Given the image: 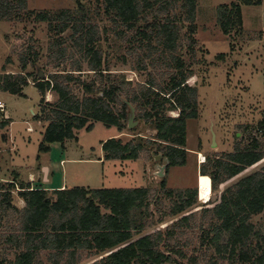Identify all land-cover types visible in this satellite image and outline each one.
I'll use <instances>...</instances> for the list:
<instances>
[{
	"label": "trees",
	"instance_id": "16d2710c",
	"mask_svg": "<svg viewBox=\"0 0 264 264\" xmlns=\"http://www.w3.org/2000/svg\"><path fill=\"white\" fill-rule=\"evenodd\" d=\"M94 3L101 12L97 15L110 20L111 30L120 41L116 46L136 58L134 71L147 72L151 67L157 72L150 74L147 83L133 87L124 76L111 73L100 47L99 25L84 5L78 10L79 16L70 11L34 14L28 12L27 0H0V22L35 15L56 35L52 43V49H57L52 56L54 67L68 61L73 66L33 81L41 95L40 119L47 124L40 152L46 154L53 144L78 140L76 132H91L97 123L115 127L122 134L128 129V117L134 108L137 119L149 125L155 137L127 142L109 139L102 143L104 161H137L153 150L155 156L168 160L167 172L185 167L187 123L199 118V94L187 83L193 73L182 56L196 54L198 0ZM261 5V0H236L219 6L217 23L222 33L229 36L243 29V6ZM68 31L70 36L63 37ZM69 41L70 50L63 47ZM34 58L31 63L36 66ZM224 58V54L217 56V60ZM20 60L24 72L30 64L29 54ZM122 61L127 64L126 55H122ZM86 73L92 74L90 80L85 79ZM156 76H161L160 81ZM1 81L0 91L25 97L27 76L6 74ZM49 93L57 96L55 103L45 102ZM172 112H178V117H172ZM8 125L1 122L0 129ZM259 134L264 135V121L259 123ZM262 160L264 148L255 138L249 144L235 145L233 152L206 158L200 175L210 177L212 192L218 193L221 186ZM16 185L14 181L0 186V247H5L0 264H44L42 256L48 264H83L90 260H95L93 264H264V233L253 223L264 213V168L225 188L215 206L191 214L189 211L198 203V189H168L165 178L160 191L170 202L169 207L161 202V192L156 194L148 188L75 187L50 192L32 189L29 184L20 189L18 195L25 207L18 209L12 195ZM153 205L165 212L158 224L166 218L173 222L164 231L148 234L156 227ZM187 230L198 231L199 256L188 255L193 239L185 237ZM10 254L15 256L13 262L7 260Z\"/></svg>",
	"mask_w": 264,
	"mask_h": 264
},
{
	"label": "rangeland",
	"instance_id": "374dc122",
	"mask_svg": "<svg viewBox=\"0 0 264 264\" xmlns=\"http://www.w3.org/2000/svg\"><path fill=\"white\" fill-rule=\"evenodd\" d=\"M261 1V6H243V29L225 36L217 23V9L236 0H198L196 54L191 57L183 53L182 57L193 73L187 83L198 89L199 118L187 123L189 152L187 166L170 168L164 177L168 189L175 191L198 189V203L189 211L190 214L200 213L203 209L215 206L219 203L221 192L225 188L264 168L262 160L221 186L218 193L212 192L210 177L201 175L197 179V171L201 166L200 159H215L217 156L233 152L235 145L249 144L255 138H258L264 148V135H257L259 123L264 121V0ZM27 3L28 12L34 14L70 11L78 15V10L84 5L91 13L93 22L99 25L102 37L100 47L111 73L124 76L133 87L147 83L150 74L157 73L153 72L151 67L147 72L134 71L137 67L136 58L128 56L126 50L116 46L115 43L120 44V41L111 30L112 24L103 14L97 15L100 10L94 0H27ZM104 30H107L105 34ZM70 34L68 31L63 37L67 38ZM55 39L56 35L49 29L48 24L38 22L35 15L0 22V83L2 84L1 79L6 74L27 76L29 80V86L23 91L25 97L0 91V101L5 104L9 116L8 121L0 117V123L9 124L6 128L0 129V178L7 180L0 181V186L15 181L17 185L12 194L13 204L18 209H23L25 203L18 194L22 187H27L31 183L28 181L29 174L39 175L36 181H33L32 189L50 186L43 181L45 171L42 166H47L55 173V177L60 179L56 181L57 185L66 182L69 188L90 189L145 187L156 194L161 192V202L169 207L170 202L164 197L163 191H160L162 179L158 178L156 173L157 166L162 165V161L160 163L155 161V151H147L143 161H106L105 164L99 162L103 157L102 143L121 137L115 127L107 128L102 123H97L91 132L85 130L76 132L78 140L67 141L64 145L53 144L49 153L40 152L39 146L43 142L47 124L40 119L41 95L33 81L35 78H48L50 73L56 71H69L73 67L70 61L58 68L54 67L55 58L52 56L53 51L56 52L57 49H52V43ZM63 47L70 50L71 42ZM24 54H29L30 64L23 72L20 57ZM222 54L225 58L217 60V56ZM122 55H126L127 64L123 63ZM34 57L37 58L36 66L31 63ZM158 72L162 74L165 70ZM30 74L35 75L30 78ZM84 77L90 80L92 74ZM156 77L160 81L161 76ZM56 101L57 96L54 94L51 97L47 94L45 97V102ZM170 115L178 117V112H172ZM135 121L138 124L132 131L128 129L123 131V140L139 141L155 137L156 132L149 125L137 117ZM63 160L66 161L62 164ZM146 165L149 170L145 168ZM63 179L66 181H62ZM151 209L155 212L156 227L149 230L148 234L164 231L173 221L166 218L163 224H158V219L163 217L165 212L159 205H153ZM253 223L264 233V213L254 218ZM187 231L185 237L193 239L188 255L199 256L196 248L198 231ZM4 248L0 247V262L4 259L5 254L2 253ZM14 258V254H10L7 260L13 262ZM42 258L44 264H48L46 256ZM94 261H86L83 264H93ZM186 262L187 260L184 261Z\"/></svg>",
	"mask_w": 264,
	"mask_h": 264
},
{
	"label": "crops",
	"instance_id": "0c3cea01",
	"mask_svg": "<svg viewBox=\"0 0 264 264\" xmlns=\"http://www.w3.org/2000/svg\"><path fill=\"white\" fill-rule=\"evenodd\" d=\"M50 97L52 96V94L51 93H49L48 94ZM123 133L122 134H120V136L121 137H119L118 139H122L123 140ZM124 142H126L125 140H123ZM104 142H106V141H104ZM188 154H189V152H188V149H187V163H188ZM66 160H63V161H61V163L63 164L64 162H65ZM68 161H71V160H68ZM78 160H75V162H77ZM80 161H83V160H80ZM137 161H143V156H141V158L139 159V160H137ZM99 162L100 163H102V164H105L106 163V161H104V155H103V157H101L100 159H99ZM187 166V165H186ZM185 166V167H186ZM43 167V170H47V173H44V182L45 183H48L50 186H44L43 188H44V190H47V191H50V192H52V191H55V190H63V189H65V188H68V189H70L69 188V186H68V184H66V182H62V184H58L57 185V182L56 181H59L60 179L59 178H57V177H55V173L54 172H52L51 170H50V168H48L47 166H42ZM146 169L148 168V170L150 169L149 167H148V165H146V167H145ZM183 168V167H182ZM39 176V175H38ZM38 176L37 175H34V174H29V183L31 182L32 183V185L31 186H34L33 185V181H36V178H38ZM201 175H200V168L198 169V171H197V179H199V177H200ZM18 179V178H17ZM19 180V179H18ZM0 181H7V180H1V178H0ZM62 181H66L65 179H63ZM30 183V184H31ZM143 188H145V187H143ZM21 201V200H20ZM21 208V207H20Z\"/></svg>",
	"mask_w": 264,
	"mask_h": 264
},
{
	"label": "water",
	"instance_id": "95a60500",
	"mask_svg": "<svg viewBox=\"0 0 264 264\" xmlns=\"http://www.w3.org/2000/svg\"><path fill=\"white\" fill-rule=\"evenodd\" d=\"M41 77H43L41 75ZM135 117H136V113H135V109L132 108L131 113L128 117V130H133L136 126H137V122L135 121ZM214 142H215V135H214ZM155 161L160 163L162 161V165H158L157 166V177L160 179H163L166 176V171L168 169L169 166V162L166 158H163L162 155H157L154 156ZM44 173H47V170H44Z\"/></svg>",
	"mask_w": 264,
	"mask_h": 264
},
{
	"label": "built area",
	"instance_id": "2783aa9c",
	"mask_svg": "<svg viewBox=\"0 0 264 264\" xmlns=\"http://www.w3.org/2000/svg\"><path fill=\"white\" fill-rule=\"evenodd\" d=\"M0 117H2L4 119V121L9 120V116L6 113V106L2 101H0ZM202 160H203V162H202ZM205 163H206V158L200 159V161H199L200 165L205 164Z\"/></svg>",
	"mask_w": 264,
	"mask_h": 264
}]
</instances>
